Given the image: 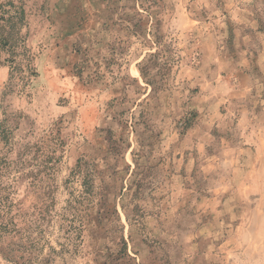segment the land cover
Wrapping results in <instances>:
<instances>
[{
  "label": "rangeland",
  "instance_id": "374dc122",
  "mask_svg": "<svg viewBox=\"0 0 264 264\" xmlns=\"http://www.w3.org/2000/svg\"><path fill=\"white\" fill-rule=\"evenodd\" d=\"M12 1L24 14L16 62L0 48L6 184L23 218L55 201L44 254L264 264V0ZM165 46L178 57L154 91L138 63Z\"/></svg>",
  "mask_w": 264,
  "mask_h": 264
},
{
  "label": "trees",
  "instance_id": "16d2710c",
  "mask_svg": "<svg viewBox=\"0 0 264 264\" xmlns=\"http://www.w3.org/2000/svg\"><path fill=\"white\" fill-rule=\"evenodd\" d=\"M10 6V7H8ZM8 7V8H7ZM23 11L18 10L12 0L0 1V48L8 49L10 61L16 62V29L23 23ZM177 52L170 46L157 49L145 60L138 63L141 76L153 90H162L168 79L171 66L176 62ZM12 131L6 120H0V253L14 264H55L54 258L44 254V227L52 224L55 216L48 218V213L55 207V201L45 209L41 208L33 218L22 217V203L14 201L12 186L6 184L10 163L9 154L12 149ZM14 163V162H13ZM6 184V185H5ZM71 206V205H70ZM73 207V206H72ZM68 207L63 208L59 218V228L67 235L74 229L67 217ZM20 218H22L20 220ZM61 245V244H60ZM52 249V248H51Z\"/></svg>",
  "mask_w": 264,
  "mask_h": 264
}]
</instances>
